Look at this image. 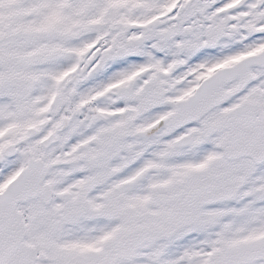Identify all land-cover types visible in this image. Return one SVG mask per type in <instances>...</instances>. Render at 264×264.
I'll use <instances>...</instances> for the list:
<instances>
[{
  "label": "snow or ice",
  "instance_id": "snow-or-ice-1",
  "mask_svg": "<svg viewBox=\"0 0 264 264\" xmlns=\"http://www.w3.org/2000/svg\"><path fill=\"white\" fill-rule=\"evenodd\" d=\"M0 264H264V0H0Z\"/></svg>",
  "mask_w": 264,
  "mask_h": 264
}]
</instances>
